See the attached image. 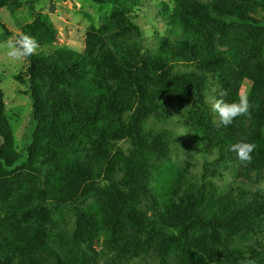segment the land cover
I'll list each match as a JSON object with an SVG mask.
<instances>
[{"label": "trees", "instance_id": "obj_1", "mask_svg": "<svg viewBox=\"0 0 264 264\" xmlns=\"http://www.w3.org/2000/svg\"><path fill=\"white\" fill-rule=\"evenodd\" d=\"M8 1L0 0V11ZM169 1L159 11L174 38L162 40L154 55L129 38L139 28L116 9L107 24L90 29L106 51L54 48L28 57L35 131L24 154L14 149L0 86V264H87L84 245L101 232L128 244L122 259L154 244L163 262L174 253L180 264H264L243 244L264 234V189H220L211 184L214 174L202 183L179 179L177 187L171 167L157 162L175 142L173 132L146 129L152 115L171 118L163 98L203 100L214 83L217 101L239 102L248 81V114L222 124L207 148L223 162L239 160L230 145L252 143V160L243 163L264 167V0ZM38 30L55 37L40 20L24 34L37 37ZM200 133L209 131L198 126ZM54 139L59 145L51 148L45 141ZM30 212L35 223L18 225ZM50 212L72 215L74 227Z\"/></svg>", "mask_w": 264, "mask_h": 264}, {"label": "rangeland", "instance_id": "obj_2", "mask_svg": "<svg viewBox=\"0 0 264 264\" xmlns=\"http://www.w3.org/2000/svg\"><path fill=\"white\" fill-rule=\"evenodd\" d=\"M163 3L171 4L169 0H123L119 6L113 3L97 4L92 0L8 1L7 6L0 11V44L15 42L16 39L25 35L24 30L28 25L40 20L54 31L55 37L45 36L38 30V36L32 37L39 45L35 52L48 56L54 48H68L85 55L90 46H93L97 52L106 51L108 46L99 38L93 37L90 29L92 27L99 29L107 24L116 9H119L128 21L139 28L140 33L136 35L132 30L129 38L137 36L147 47L151 56L156 54L162 40L174 38L171 26L165 22L159 11ZM262 15L260 14L258 18L262 19ZM1 22L4 23L10 35L2 28ZM30 65L28 57L10 60L6 55V49L0 48V86L3 91L5 116L14 149L19 154H24L31 144L35 131L34 101L31 93L32 79L28 72ZM52 86L55 87L56 82H53ZM252 86L251 82L246 81L242 87L241 97L247 98ZM208 87L207 97L203 100L197 96H191L182 101H174L170 98L161 99V102H164L167 109L171 111L172 116L168 118L159 114L152 115L146 123V129L148 131L170 130L175 136V142L171 143L167 155L157 162L168 164L171 167L175 174L177 187H180L177 183L179 179L184 184L202 183L204 177L214 174L210 180L211 184L220 189L236 190L243 187L247 192L256 188L264 189V167L249 166L235 158L220 162L218 152L207 148L209 138L222 125L219 114L214 110L219 95V86L211 83ZM45 90L44 87L38 88L40 93ZM204 104L207 106L204 107ZM198 126L208 130L209 134L205 136L200 133L196 136ZM50 134L55 133L52 131ZM50 134L40 137L38 143L41 145ZM196 138L200 141H196ZM2 142L3 139L0 137V145ZM45 142L51 148L59 145V140L56 139ZM121 146H125V143ZM216 165L217 168H215ZM23 179L26 181L30 178L25 176ZM143 210L147 213L146 204L143 205ZM51 216L54 219L57 217L58 221L63 219L65 225H61L67 229L74 227V219L70 214L65 218L52 213ZM35 219L36 213L30 212L20 216L16 222L18 225L25 226L34 224ZM115 240L109 241L101 232L92 242L84 245L83 255L86 263L122 264L123 260V264H180L174 253L167 262H163L160 251L154 244H149L136 255L130 251L129 255L127 253L122 259L128 244ZM243 244L253 246L264 256V234L257 233ZM42 259L46 257L43 256ZM238 264L249 263L240 261ZM251 264L257 263L252 261Z\"/></svg>", "mask_w": 264, "mask_h": 264}, {"label": "clouds", "instance_id": "obj_3", "mask_svg": "<svg viewBox=\"0 0 264 264\" xmlns=\"http://www.w3.org/2000/svg\"><path fill=\"white\" fill-rule=\"evenodd\" d=\"M38 46V42L28 35L16 39L15 42L0 44V48L6 49V55L10 60L31 57ZM214 110L219 114L222 124L228 126L232 124L236 118L248 114L249 103L246 97H241L239 102L231 103L221 99L214 105ZM254 148V144L244 141H239L230 145V151L235 153L241 162L247 163H250L252 160L251 154Z\"/></svg>", "mask_w": 264, "mask_h": 264}]
</instances>
